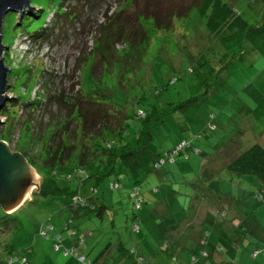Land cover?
I'll list each match as a JSON object with an SVG mask.
<instances>
[{
	"label": "rangeland",
	"instance_id": "1",
	"mask_svg": "<svg viewBox=\"0 0 264 264\" xmlns=\"http://www.w3.org/2000/svg\"><path fill=\"white\" fill-rule=\"evenodd\" d=\"M201 1L31 0L33 8L27 20L22 21L19 12H9L4 19L3 44L9 46L3 57L10 73L7 107L0 113V117L7 118L0 123V142L7 143L12 152L27 156L24 157L34 167L38 185L46 170L41 156L44 147L47 143L55 146L63 141L60 132L56 133L58 128L66 133L69 127L68 145L80 148L81 143L97 140L103 144V139L94 135V128H111L119 121L112 114L124 119L127 139L136 137L137 131L148 126L145 150L141 154L145 172L153 171L156 154L165 155L182 140L203 150L202 154L186 150L185 153H190L189 159L181 154L176 161L167 159L157 169L169 178L154 193L161 214L151 213L142 218L146 208L153 204L150 202L149 206V203L143 204L138 210L139 219L135 218L133 202L128 197L133 179L126 171L122 180L124 186L120 189L100 187L98 193H104L111 200L114 198L112 202L117 200L119 223L129 226L125 221L130 219L129 222L137 220L140 224L139 233L134 231V224L130 225L126 237L133 238L127 247H136L137 253L147 259V262L141 261L142 264H154L155 253L167 259L168 264H179L181 260L187 263L174 245L172 252L177 260L168 256L164 244L173 232L166 230L178 225L179 231L187 235L193 226L198 228L204 223L205 231H211L219 218L217 209L209 213L210 219L205 222L199 210L202 214L210 211L205 199H211V203L227 199L218 192L212 193L213 187L217 189L222 185L234 191V197L241 202L244 193L258 189L259 181L255 176L234 174L226 168V163L252 144L264 146V134L259 136L256 132L251 115L256 103L245 91L251 83L259 85L257 76L264 71V55L249 42H234L228 36L229 30L227 34H213L207 27V17L200 16ZM227 1L248 22H263L264 0ZM155 9L164 14L162 26L151 14ZM121 29L130 30V36L137 42L119 40ZM37 31L44 34L35 33ZM66 98L79 100L77 103L87 113L90 106L85 99L97 104L95 108L90 107L95 113L89 115L90 120L97 119V122L94 121L95 126L94 123L89 125L88 134L76 125L75 121L81 120L68 117L72 104L65 103ZM140 110L145 116L148 113V118ZM104 116L107 122H103ZM73 159L77 161V157ZM120 167L118 164L119 171ZM143 186L145 188L146 184ZM38 189L34 186L30 197L9 214L0 205V264L9 263L5 259L8 255L5 246L11 240L16 249L14 256L23 253L28 258L33 257L35 247L41 241L50 240L39 234L42 223H52L61 233L68 234L62 217L63 212H67L63 210L67 198L44 196ZM257 201L250 196L244 204L256 208L257 218L264 226V213L257 209ZM247 207L243 219L249 215ZM232 209L226 210V219L235 218L231 216ZM107 218L108 215L101 219L91 213L82 220L84 224L93 219L104 230L109 222ZM192 220L194 223L188 227ZM143 221L145 226H142ZM201 221L203 223H199ZM146 225L151 229H146ZM112 235L117 237V230L112 231ZM104 236L98 243L104 241ZM147 246L152 252L145 255L143 251ZM200 261L201 264H233L220 263V259L214 258ZM77 262L80 264L78 259ZM120 264L140 263L135 256L126 254Z\"/></svg>",
	"mask_w": 264,
	"mask_h": 264
},
{
	"label": "trees",
	"instance_id": "2",
	"mask_svg": "<svg viewBox=\"0 0 264 264\" xmlns=\"http://www.w3.org/2000/svg\"><path fill=\"white\" fill-rule=\"evenodd\" d=\"M37 4H35L36 7L38 6ZM146 7H148V5H146L145 8ZM199 13L201 17H207V27L210 31H212L213 34L221 35L223 32L227 34V30H229L228 36L231 37L234 42H237V44H239L241 41L244 44L249 42L264 55V20L259 24L248 22L244 16L240 14L238 9H235L233 4L227 0H202L199 4ZM151 14L156 17L155 21L157 24L162 26L160 25L162 24L161 20H163L164 17H162V15H164L162 11H160V9H155ZM141 15L145 16L143 12ZM32 18L33 17L30 18V21H32ZM42 31H44V29ZM42 31H37L35 33L42 35ZM119 34H121V37L118 38L119 40H125V42L130 40L132 43L137 42L133 41L135 39L130 36V30L121 29ZM135 35L134 38L136 37ZM263 75L264 71L259 76H257L259 80L258 86H255L251 83L245 87L246 93L256 103V107L253 109L251 115L255 121L254 129L259 134V136H263L264 134ZM81 100L83 101V98H81ZM64 102L67 104H72L71 112L68 117H70V119L75 117L76 120H81L77 122L75 121V123L80 127L81 131L84 133L86 131V134H88L89 125L94 123L95 126V122H97V119L94 120L95 122L90 120L92 117L89 115L95 114L94 111L90 109V107L95 108L97 104L95 105V103L85 99L84 102L90 106L88 107L87 111L89 112L87 113L86 109L82 108L81 105H79L75 100H69L66 98ZM4 104L0 108V113L3 112V109L7 107L6 104ZM140 113L144 114V116L146 114L145 112L143 113L142 110H140ZM107 116L102 117L103 122H107ZM111 116L115 117L116 120H119L115 124H112L111 128H94L96 131V134L94 135L99 137V139H103V144L97 140L90 144L87 142L81 143L82 146L80 145V148H77V146L74 144L68 145L69 143L66 141V139L68 140L69 137V127L66 128V133H62V131H60L58 128L56 133L60 132L59 135L62 137L63 141L56 143L57 145L55 146L48 145L49 143H47L43 149V152L41 153L43 159L42 163L46 167V170L45 173L42 172V180L39 185L38 193L44 196H52V198H55L59 195L67 198L64 206H66L65 208L67 209L68 216L66 221L63 223V226H66L67 228H63L65 230L68 229L69 231L73 227L74 230L72 228L71 232L73 231L74 234L77 231V227L75 225L76 220L80 219L79 216L82 215L84 211L85 213L83 217L91 213L97 215L98 217H102L101 215L103 212H105L106 215H109V209L104 203L99 202L92 196L87 197L79 193L77 184H82L84 181L96 177L102 180V182H105L106 185L104 187L111 190H116L124 186L122 182V180L125 178L124 171L128 172L132 176L134 183H132V186L129 188L128 196L133 202L132 209L134 216L136 219H139L140 213H138V210L143 208L144 203H150L149 201H154L153 199L151 200L152 195L158 191L159 186L169 181V178L166 177L164 172L157 169H159L167 159L176 161V157L181 154L185 155V157L189 159L190 153H185L186 150L190 149L200 154L204 153L203 150L198 148V146H194L195 144L193 145L192 142L182 140L176 143L171 149L167 150L165 155H159L158 157L153 158V171L150 169L146 170L145 172L141 154H143L145 150L144 146L148 126L144 125L141 130L137 131L135 135L136 137L127 139L125 135L124 119L121 120L120 116H115L113 114ZM147 116L148 113L145 117L148 118ZM69 123L66 125L69 126ZM212 129H215L214 125ZM103 132H105V134H102ZM114 136L115 138H113ZM106 137L112 138L107 139ZM24 156L27 158L25 154ZM74 157H77V161H74ZM118 164L121 165L120 171L117 169ZM226 168L230 172L237 175H253L259 181L258 189L256 191L244 193L242 195V202L240 198L236 199L234 197L233 190V192H231V190L223 188L222 185H219L217 189L213 187L211 190L212 193L218 192L220 195H225L230 206L233 205L232 207L234 208L238 206L236 208L237 214L234 215L235 218L233 219L225 218L227 215L226 209H224V211H218L217 213V216L222 217V219L224 218L223 220L217 222L219 223L218 226L221 225V222L223 225L229 226L227 227V236L230 239L237 238L236 241L238 244L236 243L234 245L227 241H224L223 244L219 243L218 240L212 236L217 231L216 227L213 226L211 231L206 232L204 228L207 227V225L202 221L199 223H203V226L199 227V229H194L196 227L193 226V230L191 231V233L193 231L197 232L194 243L190 242L188 238H185L183 242L176 243L179 238L183 237V235H186L185 232L179 231V226L177 225V227H175L176 230H174L170 235L169 241L164 244V249H166L168 256L174 260H177V257L173 255L174 253L172 252V245H174V247L177 249V253H179V251H184L191 254L190 260L187 261V263L184 262V260H181L179 261V264H199L201 263L200 259L208 258H214V260L220 259V263L229 262L233 264H258L260 259H263L264 261V226L257 218V212H255L256 208L254 207L253 210L251 207H247L244 204L247 197L251 196L257 198V209L260 211L263 210L264 213V206H262L264 202V146L260 143L252 144L246 150L228 160L226 163ZM144 184H146L145 188L143 186ZM74 185L75 187L73 188ZM98 185L99 184L92 185L93 188L91 192L93 195L98 193ZM229 188H231V186H229ZM135 189H138L137 197L132 195ZM223 190H225L224 193H221ZM241 191H243V188H241ZM206 197L209 196L206 194ZM137 201H139L140 207L136 206ZM246 207L250 211L248 215L250 218L247 216L243 219L242 217H244ZM205 220L206 218L203 221L205 222ZM9 222L10 221H7V223ZM192 223H194V220H192L190 224H187V226H191ZM133 229L137 233L141 231L140 224L137 222V220L134 222ZM44 231L46 234L43 233ZM232 232L233 234L231 235L230 233ZM39 234L41 236H45L47 239H52L54 241L55 249H57L55 245L59 243V250L62 249L66 254H76L79 262V257L82 256L86 262L98 264L97 262L88 259L85 255L78 253L76 247L65 246V238H63L62 233L57 230V227L54 224L42 223L39 228ZM211 242L213 243L214 250H212L210 247ZM177 246H180V248H177ZM5 247V251L8 254L5 259L9 262L8 264H33V260H31L30 257L28 258L25 256L23 253L20 255L15 253L16 256H14L13 252L16 249L12 240ZM122 248L125 249V255L123 256L124 258L126 257V254H128L133 257L135 256L137 262L140 264H142L141 261L143 260L147 262L144 257L137 253L136 247L132 249L123 245ZM214 251H220V255L222 257L215 256ZM239 251L240 254H237ZM27 252H32V249H27ZM165 260L167 261V259Z\"/></svg>",
	"mask_w": 264,
	"mask_h": 264
},
{
	"label": "crops",
	"instance_id": "3",
	"mask_svg": "<svg viewBox=\"0 0 264 264\" xmlns=\"http://www.w3.org/2000/svg\"><path fill=\"white\" fill-rule=\"evenodd\" d=\"M159 154H156L155 157H158ZM154 157V158H155ZM75 184V183H74ZM93 184H99L98 187L100 189L101 186H105V182H102V180H100L99 178H91L89 180L84 181L82 184H77L78 188H79V193H81L82 195H85L87 197H94L96 198V200H98L101 203H104L107 208L109 209V215H108V220L109 222L107 223V226L105 227L106 229L101 230L99 225H97L96 221L93 219H89L88 222L83 224V220L82 217L85 213V211L82 213V215H80V219L76 221L75 225L77 227V231L74 234V232L72 231H68V229H66L68 231V234L66 235L65 233H62L63 238H65L64 241V245L65 246H74L77 249V252L80 254L85 255L88 259L97 262L98 264H120V261L124 259V253H125V249L122 248L123 245L124 246H129V242L128 241H132L133 242V238L132 240H128L126 235L128 236V231H129V227L130 225H133L135 221L129 222L130 219H128V222L125 221V223L129 224V226H123L121 223H119L118 221V215L117 213H119L117 204H115V202H117V200L115 202H112L113 199L111 200V198L107 195H105L104 193L100 194L97 193L98 195H93L91 190H92V185ZM92 194V195H91ZM129 195V192H128ZM240 195V194H237ZM30 197V196H29ZM129 197V196H128ZM152 199L154 201H149V202H153L152 205H150V203L148 204V206L150 205V207L146 208L145 211V215L142 216L146 217L147 215H150L152 213V215L156 214V213H160L158 210V199L155 198V195H152ZM211 200V199H210ZM210 200H206L205 201L210 204V211H205L203 214L202 212L199 210V213L202 215L201 220H204L206 218V220H209V213L212 211L215 212V209H217V213L218 211H224V209H230V204L228 199H225L223 201H218L215 200L213 201V203L210 202ZM109 201H111V203L109 204ZM238 204V203H236ZM66 206L63 207V210L66 209ZM238 207V206H237ZM237 207H233L232 209V214L231 216H234L235 214H237L236 208ZM67 211V209H66ZM105 212H103V214L101 215L102 217H99L101 219H104L105 217ZM68 216V212H63V221L65 222ZM97 216V215H96ZM98 217V216H97ZM224 219V218H223ZM222 217H219L217 219V221L213 224V226L216 227L217 231L215 232V234H213L212 236H214L219 243H224V241H227L231 244H238V242L236 241V239H230L227 236V225H223V223L221 222V225L218 226L219 221L223 220ZM205 220V221H206ZM121 221V220H120ZM145 226V221L142 222V226ZM73 226V225H72ZM148 230L151 229V227H149L148 225H146ZM203 226V224L198 225V228H194V229H199V227ZM66 227V226H65ZM64 227V228H65ZM102 227V226H101ZM67 228V227H66ZM73 228V227H72ZM205 229V228H204ZM74 230V228H73ZM117 230L118 236L115 237L112 235V231ZM175 230L174 226L168 227V229L166 230V232H173ZM59 231V229H58ZM62 232V231H60ZM199 232V231H198ZM106 233H109L106 234ZM104 236V241H102L101 243H98V240L101 236ZM197 236V232L193 231L192 233L188 234L187 237L186 235H183V237L179 238V240L176 242H183V240H185V238L189 239L190 242L194 243V239ZM131 237V236H130ZM214 240V239H212ZM211 240V241H212ZM53 244L54 241L52 239L48 240V241H41L40 244L37 245V247H35L34 251H33V257H31V260H33V264H78L77 262V258L75 257L76 254H65L59 251H56L53 248ZM210 247L212 250H214L213 247V243L211 242ZM217 250V249H216ZM63 251V250H62ZM143 251V250H142ZM223 251V250H222ZM145 255H147V253H151V247L147 246V248L145 249V251H143ZM218 252V253H216ZM180 253V258L181 259H186V261L190 260V256L191 254L186 253L184 251H179ZM220 251H214V255L218 256V257H222ZM240 254V251L239 253ZM75 255V256H74ZM153 259H154V264H158L159 262H162V264H168V262L163 258V257H158L155 254H153ZM151 257V258H152ZM145 258V257H144ZM146 259V258H145ZM147 260V259H146ZM256 262V261H255ZM201 264V263H199ZM258 264H264L263 259H260Z\"/></svg>",
	"mask_w": 264,
	"mask_h": 264
},
{
	"label": "water",
	"instance_id": "4",
	"mask_svg": "<svg viewBox=\"0 0 264 264\" xmlns=\"http://www.w3.org/2000/svg\"><path fill=\"white\" fill-rule=\"evenodd\" d=\"M33 8L31 0H0V108L8 101V77L10 68L5 64L3 53L9 44H3V26L9 12H19L22 21L28 19ZM7 118L0 117V123ZM38 186L35 169L19 153H14L5 142H0V205L8 212L15 211Z\"/></svg>",
	"mask_w": 264,
	"mask_h": 264
},
{
	"label": "built area",
	"instance_id": "5",
	"mask_svg": "<svg viewBox=\"0 0 264 264\" xmlns=\"http://www.w3.org/2000/svg\"><path fill=\"white\" fill-rule=\"evenodd\" d=\"M132 195H134V196L137 197V195H138V189H135ZM136 206H137V207H140V203H139V201H137ZM43 233L46 234L45 231H44ZM55 247L58 249V248L60 247V244L57 243V244L55 245ZM79 259H80L81 264H91L90 262H86V261L84 260V257H82V256H80Z\"/></svg>",
	"mask_w": 264,
	"mask_h": 264
},
{
	"label": "bare ground",
	"instance_id": "6",
	"mask_svg": "<svg viewBox=\"0 0 264 264\" xmlns=\"http://www.w3.org/2000/svg\"><path fill=\"white\" fill-rule=\"evenodd\" d=\"M30 195H31V192L29 193V195L25 199H27Z\"/></svg>",
	"mask_w": 264,
	"mask_h": 264
}]
</instances>
